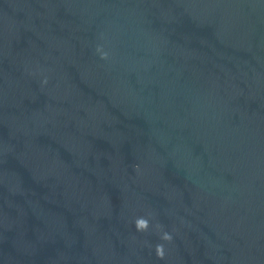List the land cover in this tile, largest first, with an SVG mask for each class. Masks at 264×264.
<instances>
[{
	"label": "water",
	"instance_id": "water-1",
	"mask_svg": "<svg viewBox=\"0 0 264 264\" xmlns=\"http://www.w3.org/2000/svg\"><path fill=\"white\" fill-rule=\"evenodd\" d=\"M0 264H264V0H0Z\"/></svg>",
	"mask_w": 264,
	"mask_h": 264
}]
</instances>
